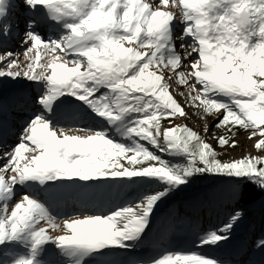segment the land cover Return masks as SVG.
Returning <instances> with one entry per match:
<instances>
[{"label": "snow or ice", "instance_id": "1", "mask_svg": "<svg viewBox=\"0 0 264 264\" xmlns=\"http://www.w3.org/2000/svg\"><path fill=\"white\" fill-rule=\"evenodd\" d=\"M21 31L27 64L0 52V80L38 91L20 97L27 118L0 154V264H118L100 258L135 250L160 205L198 178H224L237 204L245 185L264 193V158L222 161L208 125L201 136L169 119L191 107L216 117L220 148L245 130L264 151V0H0V48ZM16 107L0 97V139ZM102 184L156 187L107 212L82 200L75 214L55 210ZM242 218L233 208L194 246L223 247ZM256 253L264 234L228 264H256ZM136 264L225 262L165 248Z\"/></svg>", "mask_w": 264, "mask_h": 264}, {"label": "rangeland", "instance_id": "2", "mask_svg": "<svg viewBox=\"0 0 264 264\" xmlns=\"http://www.w3.org/2000/svg\"><path fill=\"white\" fill-rule=\"evenodd\" d=\"M15 84L16 83L14 81L8 80L7 83L2 88H0V97H3L4 100L7 99L9 101H15L13 100V94L11 92L13 89H10V86ZM172 87L177 90H183L180 89V87L175 83H172ZM29 89L38 91L36 88ZM22 96L23 94L21 92L17 97L20 99ZM175 98L182 105L185 104V101L182 97L176 96ZM184 111L188 114V118L173 117L171 119L172 125H186L190 129L198 132L201 136H204V126L208 125L210 133L206 142L212 145L213 148L221 154V157L223 156L222 161H231L249 156L264 158V151H258L254 147L257 141L260 139L259 136L248 139L250 132L242 130L238 132L234 138L237 145L236 147L226 146V148L219 149L215 146V144H213V141L210 138L212 130L214 129L216 117L213 116L206 119H200L199 116L195 114V110L187 106L184 108ZM169 126L170 125L168 123L165 128ZM82 135H85V133ZM1 146L5 148V150L8 149L5 144H1ZM3 163L4 160L0 166H2ZM154 186L155 185L121 186L119 184H102L94 188L93 193L90 194L92 202L84 203L87 204L89 211L107 212L109 209H114L118 205H123L128 200H134L140 192L153 190L156 187ZM232 187L234 186L222 181V185L217 188L219 192L215 197H207V191L211 193V188H213V186L211 188L210 186L203 188V190H196L198 193L192 191L190 195L187 193L190 191H188L187 186H185L182 191L174 193L168 200L167 204L160 205L159 210L156 212L153 219L152 231L144 240V242L150 243L153 249L143 247V254H140L137 258H139V260H146L153 255L163 252L165 248L174 251L200 252L208 257H216L224 261L225 264H228V262L234 258H238L236 257V251L238 249L237 247L240 248L242 245L248 244V242H242L240 244V241L243 237H251L256 239L261 234H264V197L260 202L255 204H237L234 203L229 196V190ZM95 196H97V198ZM82 197L84 200H88L86 196ZM191 198H193V200H190ZM101 202L103 203L102 205H100ZM60 204L61 205L58 206L57 211H59L61 215H63L65 212H71L75 214V212L81 208V203L74 201L73 199H70L66 205L63 202H60ZM173 207L174 211H178V214L182 213L187 217V223H181V220L174 222L171 218H168V213L172 212L169 209ZM233 208H235V210L241 211L243 213V218L239 226L234 230L232 240L223 247L215 249L208 246L197 248L194 246L193 242L191 244L180 242L179 244L174 243L167 246L166 241L170 239L171 233L176 228L179 227L183 231L192 230L194 233L198 234L202 229H211L222 224ZM255 255L252 256V260L255 261L256 264H264V262H257L258 259L253 258ZM259 257L260 259H264V255L262 254H259ZM107 258L108 257L100 259L108 260ZM118 261L122 262V264H129V260L126 258L118 259Z\"/></svg>", "mask_w": 264, "mask_h": 264}, {"label": "trees", "instance_id": "3", "mask_svg": "<svg viewBox=\"0 0 264 264\" xmlns=\"http://www.w3.org/2000/svg\"><path fill=\"white\" fill-rule=\"evenodd\" d=\"M169 119H172V118H169ZM168 123H169L168 120L161 121L162 128H165ZM240 131H242V130L237 131V133L240 132ZM212 133H216L217 135L221 134L215 127L212 130ZM235 137H236V135H235ZM211 140L213 141V144H215V146L217 148H219V149L226 148V146H224L223 148H220L219 146H217V142H216L215 139L211 138ZM222 157L220 155L219 158L222 160ZM165 158L166 159H171V160H173V162H177V163H182L183 162L181 158H169V157H165ZM223 180H224V178H214V177L198 178L194 182H192L191 184L187 185L188 191H190V192H187V193H189V195H190V193H192V191H195L196 193H198L196 190H203V188H207L209 186L211 188L213 186V188H211V190H212L211 193H209L207 191V197H215L218 194V192H219V190L217 188H219L222 185V181ZM244 187H245V195H244L243 200H241L239 202L240 204L241 203H244V204H247V203L248 204H255L257 202H260L263 199L264 193L259 191L255 186H253V185H245ZM190 200H193V198H191ZM169 210L172 211V212L168 213L169 214L168 218H171L174 222H177L178 220H181L180 221L181 223H187V217L185 215H183L182 213L178 214L177 210L174 211V207L169 209ZM160 220H162V219H160ZM196 236H197V234L194 233L192 230L183 231L182 229H180L178 227L171 233V237H170V239H168L166 241V243H167V246L171 245V244H174V243H180V242H183V243H186V244H191L196 239ZM250 238L243 237L241 239V241H240V244L242 242H248L249 243L250 241L255 240L254 238H251V239ZM147 244H150V243L142 242L135 250H132V251H129V252H119V253H117V254H115L113 256H109V260L119 262L118 258L120 256H126L127 259L129 260V264H136L137 261H140L139 258H137V257H139L140 254H143L142 253L143 247L153 249L151 244L150 245H147ZM237 248H239V247H237ZM237 248H235V249H237ZM259 254L260 253H256L255 257H253V258L254 259H258L257 262H264V259H260Z\"/></svg>", "mask_w": 264, "mask_h": 264}, {"label": "bare ground", "instance_id": "4", "mask_svg": "<svg viewBox=\"0 0 264 264\" xmlns=\"http://www.w3.org/2000/svg\"><path fill=\"white\" fill-rule=\"evenodd\" d=\"M150 2H151V0H150ZM168 10H171V9H168ZM177 16H179V13H177ZM177 23L179 24V21H177ZM179 31H180V29L178 27L177 28V33H179ZM179 43H180V41L177 40V42H176V44H177V51L182 53V50L179 48ZM18 45H20L21 47L20 48H18V47H16V48L15 47H12V48H10L8 50H5V51H11L14 54H16V56L18 57L19 63L21 65V68H23L27 64V61L25 60V57H24V54H23L24 53V47H26V46H22L21 43H19ZM3 51H4V49L2 50V48H0V52H3ZM41 51H43V50H41ZM30 55H32V54H30ZM44 59H47V57H45ZM43 62H44V60H41L40 63H43ZM37 71H39V68H37ZM7 81H8L7 79L0 80V88H2L7 83ZM15 83H16L15 85L10 86L13 89L11 91L12 94H13V96H19L20 93L21 92L23 93L25 89H27V90L29 89V88H23L22 89V87H21L22 85H26L28 83L25 80H21L19 83H17V82H15ZM32 91H34V90L33 89H30L29 90V93L25 94V97L29 96ZM17 99H19V98L17 97ZM78 134L82 135L83 133H78ZM17 142H18V140L14 141L13 145H15ZM13 145H11V147H10V149L8 151H11ZM5 151L6 150H4L3 147H0V154H2ZM27 155H31V154L29 153ZM2 161H3V159H0V164L2 163Z\"/></svg>", "mask_w": 264, "mask_h": 264}]
</instances>
